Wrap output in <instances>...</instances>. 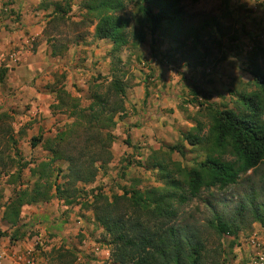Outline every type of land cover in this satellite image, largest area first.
Segmentation results:
<instances>
[{
	"label": "rangeland",
	"instance_id": "rangeland-1",
	"mask_svg": "<svg viewBox=\"0 0 264 264\" xmlns=\"http://www.w3.org/2000/svg\"><path fill=\"white\" fill-rule=\"evenodd\" d=\"M126 2L120 15L130 19V40L140 30L146 37L136 47L129 45L115 53L129 83L124 100L126 114L112 130V161L92 186H86V190L98 187L107 195L120 193L123 187H162L158 170L152 167L157 163L182 182L181 170L200 162L204 154L184 142L181 134L192 131L197 122L203 125V133L207 131L210 120L206 104L234 108L237 94L253 89L246 56L254 45L264 46V0H250L254 8L249 2L238 4L236 0L184 1L180 3L182 22L172 26L164 23L155 34L150 33L137 0ZM55 7L67 13L64 20L51 21ZM86 15L83 0H0V70H5L0 83V111L9 114L10 125L4 126L7 134L0 136V161L5 163L16 154L22 167L19 178L0 173V230L7 234L13 229L2 221L3 207L13 198L16 181L26 185L36 180L31 170L50 157L43 150L44 141L71 121L54 111V91L63 87L86 106L96 78H110L112 45L94 38L95 21ZM250 25L259 27L253 32ZM53 45L57 56H52ZM261 65L264 68V62ZM8 134L16 140L15 146L6 144ZM35 139L41 142L33 146ZM171 147L182 148L185 155L169 151ZM54 167L62 171L53 173L51 181L61 183L66 164L59 162ZM250 192H258L259 202L264 200V163L242 175L235 185L205 190L180 207L179 221L200 230L206 246L204 264H252L250 259H239L246 254L242 246L251 241L258 253H264V227L249 217L236 237H219L207 227L211 208L233 215L237 203L247 199ZM51 203L59 215L48 222L47 238L33 242L37 264H49L47 253L60 246L76 250V264H91L100 252L109 258L107 237L95 226L86 225L85 234L79 230L70 234L71 238L59 237L69 215L74 214L75 220L90 212L83 210L81 215L73 210L79 206L76 204H84L80 198L73 206L57 199L47 204ZM20 234L24 237L13 241L39 235L37 229L22 228ZM73 241L86 243L85 248L78 249Z\"/></svg>",
	"mask_w": 264,
	"mask_h": 264
},
{
	"label": "trees",
	"instance_id": "trees-1",
	"mask_svg": "<svg viewBox=\"0 0 264 264\" xmlns=\"http://www.w3.org/2000/svg\"><path fill=\"white\" fill-rule=\"evenodd\" d=\"M184 1L199 0H137V5L150 25V33L155 34L164 23L172 26L182 22L184 12L180 3ZM126 6V0H83L86 16L95 21L94 38L112 45L110 78H96L86 106L63 87L54 91V111L67 115L71 121L44 141L43 150L50 157L31 170L36 180L26 185L16 181L18 187L2 213V221L13 232L0 230V239L13 241L15 237H24L20 234L24 207L53 199L73 206L80 198L84 204L76 205L92 213L94 224L107 237L110 255L100 264H204L206 246L200 230L179 221V210L205 190H223L235 185L242 175L264 163V68L261 65L264 46L254 45L246 56V70L253 89L237 94L234 108L219 109L215 104H206L210 120L207 131L203 133V125L197 122L192 131L181 134L184 142L204 154L200 162L181 170L182 182L173 179V173L157 163L152 167L158 170L157 180L163 182L162 187H123L120 193L111 195L98 187L86 190L112 161V130L126 114L124 100L129 83L124 80L126 72L122 71L121 60L115 53L129 45L136 47L146 37L140 30L130 40V19L120 15ZM66 14L55 7L51 21L64 20ZM213 25L217 27L218 22L214 21ZM194 38H198L197 32ZM51 47L52 56H57L54 45ZM4 75L5 70H0V83ZM8 121L9 114L0 111V136L7 134L4 126L10 128ZM40 142L41 139H35L32 145ZM6 144L15 146L13 135L8 134ZM169 151L181 157L185 155L182 148L171 147ZM15 155L9 156L5 163L0 161V173L9 178H19L22 169ZM59 162L66 164L61 183L57 179L51 181L53 173L62 171L54 167ZM258 199V192H250L247 199L237 203L233 215L211 208L207 227L219 237H236L246 217L264 227V200ZM76 255V250L60 246L46 256L49 264H76Z\"/></svg>",
	"mask_w": 264,
	"mask_h": 264
},
{
	"label": "crops",
	"instance_id": "crops-1",
	"mask_svg": "<svg viewBox=\"0 0 264 264\" xmlns=\"http://www.w3.org/2000/svg\"><path fill=\"white\" fill-rule=\"evenodd\" d=\"M236 1L238 2V4L246 3V2H249V4H251L250 0H236ZM252 6L254 8V5ZM258 27H259L258 25H250L249 29L255 32V30ZM130 120L133 121V118H131ZM73 210L79 211L81 215L84 214V211L80 210L79 206L74 207ZM58 215H59L58 212L54 211V207L52 203L51 204L39 203L37 205L24 207L21 213V218L24 219L23 221L20 222L22 226L21 228L23 230L29 229V231H34L37 229L39 235L35 238L29 239L27 237L21 241H12V242L8 238H5L4 240L1 239L2 241H0V264H15L16 259H18L19 257H24L29 251L32 250V245L35 239H39L41 241V238L42 239L47 238L45 237V235L47 233H50V227H49L50 223L48 222L52 220L54 217H58ZM85 215L87 216H80L75 220H74V214L69 215V217L67 218L68 223L63 224V226L66 227L65 231L63 232V234L61 233L62 236L59 235L58 236L63 239L71 238L69 235L70 234L73 235V233L75 234L79 230H81L80 231L81 233L85 234L86 225L87 226L91 225L96 227V225L94 224L92 213L87 212V214ZM71 243L73 244L74 241ZM74 245L78 249L83 250L85 248L86 243L78 242V243H74ZM234 246H236V244ZM242 248L244 251H246V254H244L243 256H239V259H243V260L251 259L252 256L258 253V249L252 241L247 243L246 245H243ZM251 253L253 254L250 255ZM94 259L95 260L91 261V264H100L101 262L107 260L108 258H107V254L105 255L104 253L100 252L96 254Z\"/></svg>",
	"mask_w": 264,
	"mask_h": 264
},
{
	"label": "built area",
	"instance_id": "built-area-1",
	"mask_svg": "<svg viewBox=\"0 0 264 264\" xmlns=\"http://www.w3.org/2000/svg\"><path fill=\"white\" fill-rule=\"evenodd\" d=\"M37 241H40L37 239ZM15 264H37L34 258V254L31 251H29L24 257H19L18 259L15 260ZM252 264H264V253H257L254 256L251 257L250 259ZM41 264H47L41 263Z\"/></svg>",
	"mask_w": 264,
	"mask_h": 264
}]
</instances>
